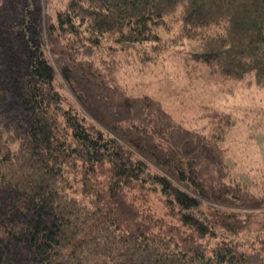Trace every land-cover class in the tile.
Wrapping results in <instances>:
<instances>
[{"label":"trees","instance_id":"16d2710c","mask_svg":"<svg viewBox=\"0 0 264 264\" xmlns=\"http://www.w3.org/2000/svg\"><path fill=\"white\" fill-rule=\"evenodd\" d=\"M43 1L46 29L64 45L54 62L40 13H26L18 47L0 25V106L16 97L0 110V264H264V236L237 238L245 208L263 206L224 160L239 117L199 106V151L213 174L175 150L156 155L152 171L78 105L71 74L143 66L172 47L264 87V0ZM223 194L243 210L213 204Z\"/></svg>","mask_w":264,"mask_h":264},{"label":"rangeland","instance_id":"374dc122","mask_svg":"<svg viewBox=\"0 0 264 264\" xmlns=\"http://www.w3.org/2000/svg\"><path fill=\"white\" fill-rule=\"evenodd\" d=\"M27 12L40 13L43 45L54 62L52 52L64 45L46 29L51 17L46 2L0 0V25L9 23L13 32L8 35L17 33L11 41L18 47L21 22ZM175 49L168 47L155 61L143 66L132 64L108 70L97 65L87 71L71 70L72 81L83 93L84 107L76 102L113 136L126 141L135 154L144 155L152 171L157 168L156 155L175 150L182 159H192L205 175L214 171L199 151L197 136L201 132L199 128L206 123L199 116V106L207 104L234 113L239 120L230 127L222 142L226 149L224 160L233 175L258 193L257 200L263 204L245 208L250 214L244 217L246 229L237 238L248 241L257 233L264 236V87L254 83L253 73L241 80L227 78L211 73L206 64L193 57L188 58V49ZM62 93L71 96L68 88ZM15 103L16 97L11 93L0 110ZM14 111L23 113L20 108ZM114 124L120 127L112 129ZM223 197L222 202L213 204L243 210L228 195ZM208 198L212 203L213 198ZM208 209L205 201L201 210L207 213Z\"/></svg>","mask_w":264,"mask_h":264}]
</instances>
